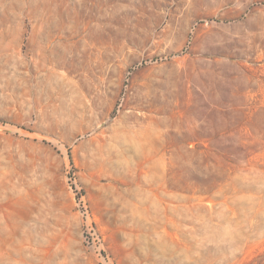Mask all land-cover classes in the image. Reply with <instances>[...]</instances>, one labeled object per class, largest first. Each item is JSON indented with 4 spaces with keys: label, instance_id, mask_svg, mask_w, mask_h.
I'll return each mask as SVG.
<instances>
[{
    "label": "rangeland",
    "instance_id": "374dc122",
    "mask_svg": "<svg viewBox=\"0 0 264 264\" xmlns=\"http://www.w3.org/2000/svg\"><path fill=\"white\" fill-rule=\"evenodd\" d=\"M0 264H264V0H0Z\"/></svg>",
    "mask_w": 264,
    "mask_h": 264
}]
</instances>
